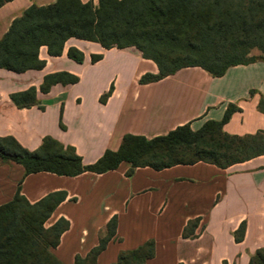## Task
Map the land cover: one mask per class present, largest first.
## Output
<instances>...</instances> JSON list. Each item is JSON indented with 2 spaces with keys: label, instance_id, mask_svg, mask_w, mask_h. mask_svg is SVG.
Here are the masks:
<instances>
[{
  "label": "crops",
  "instance_id": "0c3cea01",
  "mask_svg": "<svg viewBox=\"0 0 264 264\" xmlns=\"http://www.w3.org/2000/svg\"><path fill=\"white\" fill-rule=\"evenodd\" d=\"M56 0H11L0 8V37L31 5ZM82 3L98 0H80ZM70 47L84 54L77 63ZM96 55L102 58L93 60ZM40 70L21 73L0 68V137H13L29 151L46 136L73 146L84 164L96 163L108 150L120 149L125 135L152 139L189 124L198 130L207 120L220 121L230 104L238 108L223 126L232 135L264 130V60L232 66L221 77L201 67H185L174 75L144 84L143 74L157 64L135 47L104 49L100 43L68 39L60 56L46 46ZM69 72L78 83L40 86L46 75ZM34 87L38 104L19 108L14 93ZM108 95L104 100V96ZM122 163L103 173L77 176L42 171L26 176L23 165L0 158V205L12 200L20 186L31 204L55 192H66L46 228L66 218L69 227L52 249L64 264H75L100 244L106 226L117 218L116 235L99 254L97 264H113L121 251L154 241L146 264H249L264 248V155L220 168L199 161L165 169ZM199 220L194 236L184 237L190 221ZM245 223L244 236L235 233Z\"/></svg>",
  "mask_w": 264,
  "mask_h": 264
},
{
  "label": "trees",
  "instance_id": "16d2710c",
  "mask_svg": "<svg viewBox=\"0 0 264 264\" xmlns=\"http://www.w3.org/2000/svg\"><path fill=\"white\" fill-rule=\"evenodd\" d=\"M9 1L0 0V8ZM72 37L98 42L104 49L137 48L158 65L156 74L142 75L144 84L190 66L221 77L232 66L264 60V0H98L97 5L56 0L46 6L31 5L0 37V68L16 73L40 70L45 65L40 48L46 46L50 55L60 56ZM68 56L84 62V54L75 47L69 48ZM99 58L102 56L96 55L93 60ZM78 82L69 72L51 73L45 76L40 91ZM11 98L19 108L38 104L34 87ZM263 104L264 98L261 109ZM236 111L230 104L222 120H207L198 130L187 123L152 139L127 134L119 150L106 151L92 164H84L73 146L51 136L35 151L13 137H0V158L23 165L26 176L42 171L71 177L87 171L103 173L124 162L131 165L129 173L139 166L165 169L199 161L227 168L264 155V130L243 136L224 131V124ZM66 197L64 191L55 192L31 204L19 186L12 200L0 205V264H64L52 249L60 243L69 222L61 218L48 228L45 222ZM198 223V219L190 221L184 237L194 236ZM116 224L114 217L100 244L87 255L77 256L75 264H97L99 254L116 235ZM244 229L245 223L236 231V241L242 240ZM154 247V241H149L138 249L121 251L113 264H146L154 256ZM249 264H264V248L251 256Z\"/></svg>",
  "mask_w": 264,
  "mask_h": 264
},
{
  "label": "rangeland",
  "instance_id": "374dc122",
  "mask_svg": "<svg viewBox=\"0 0 264 264\" xmlns=\"http://www.w3.org/2000/svg\"><path fill=\"white\" fill-rule=\"evenodd\" d=\"M254 52H256V51H254Z\"/></svg>",
  "mask_w": 264,
  "mask_h": 264
}]
</instances>
